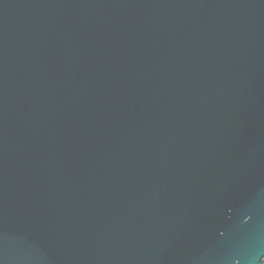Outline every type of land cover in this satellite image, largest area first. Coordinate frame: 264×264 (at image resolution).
<instances>
[{
  "label": "water",
  "instance_id": "1",
  "mask_svg": "<svg viewBox=\"0 0 264 264\" xmlns=\"http://www.w3.org/2000/svg\"><path fill=\"white\" fill-rule=\"evenodd\" d=\"M0 264H264V0H0Z\"/></svg>",
  "mask_w": 264,
  "mask_h": 264
}]
</instances>
